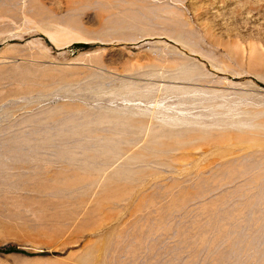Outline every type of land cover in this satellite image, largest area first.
I'll use <instances>...</instances> for the list:
<instances>
[{"label": "rangeland", "instance_id": "obj_1", "mask_svg": "<svg viewBox=\"0 0 264 264\" xmlns=\"http://www.w3.org/2000/svg\"><path fill=\"white\" fill-rule=\"evenodd\" d=\"M0 264H264V0H0Z\"/></svg>", "mask_w": 264, "mask_h": 264}]
</instances>
